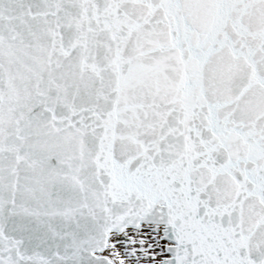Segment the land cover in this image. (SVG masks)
I'll return each mask as SVG.
<instances>
[{"label": "snow or ice", "instance_id": "snow-or-ice-1", "mask_svg": "<svg viewBox=\"0 0 264 264\" xmlns=\"http://www.w3.org/2000/svg\"><path fill=\"white\" fill-rule=\"evenodd\" d=\"M0 264H264V0H0Z\"/></svg>", "mask_w": 264, "mask_h": 264}]
</instances>
